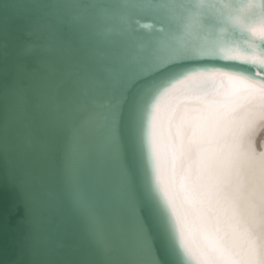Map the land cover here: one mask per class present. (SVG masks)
I'll return each mask as SVG.
<instances>
[{
	"label": "snow or ice",
	"instance_id": "6c2138e0",
	"mask_svg": "<svg viewBox=\"0 0 264 264\" xmlns=\"http://www.w3.org/2000/svg\"><path fill=\"white\" fill-rule=\"evenodd\" d=\"M261 125L264 0H0V264H264Z\"/></svg>",
	"mask_w": 264,
	"mask_h": 264
},
{
	"label": "bare ground",
	"instance_id": "6f19581e",
	"mask_svg": "<svg viewBox=\"0 0 264 264\" xmlns=\"http://www.w3.org/2000/svg\"><path fill=\"white\" fill-rule=\"evenodd\" d=\"M254 141H255V146L257 148V152H261L264 151V125H261L257 132L254 134L253 137Z\"/></svg>",
	"mask_w": 264,
	"mask_h": 264
},
{
	"label": "water",
	"instance_id": "95a60500",
	"mask_svg": "<svg viewBox=\"0 0 264 264\" xmlns=\"http://www.w3.org/2000/svg\"><path fill=\"white\" fill-rule=\"evenodd\" d=\"M5 2H7V0H5ZM209 2H215V0H209Z\"/></svg>",
	"mask_w": 264,
	"mask_h": 264
}]
</instances>
